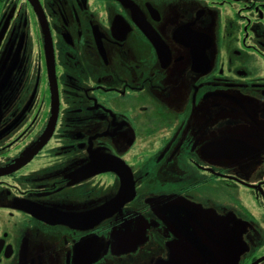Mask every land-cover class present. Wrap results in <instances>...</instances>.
<instances>
[{"label": "flooded vegetation", "instance_id": "af4514ba", "mask_svg": "<svg viewBox=\"0 0 264 264\" xmlns=\"http://www.w3.org/2000/svg\"><path fill=\"white\" fill-rule=\"evenodd\" d=\"M0 4V264H236L264 241V0ZM240 189L259 215L229 210Z\"/></svg>", "mask_w": 264, "mask_h": 264}, {"label": "rangeland", "instance_id": "374dc122", "mask_svg": "<svg viewBox=\"0 0 264 264\" xmlns=\"http://www.w3.org/2000/svg\"><path fill=\"white\" fill-rule=\"evenodd\" d=\"M0 2H1V0H0ZM1 11H2V5L0 4V12ZM144 146H145L144 143H141V147L143 148ZM160 151L161 150L157 151L155 155H157ZM145 166L146 165L143 163L142 166H140V167L137 166L136 170L137 169L142 170ZM231 167L232 166H227V169H226L227 173H230L229 169H231ZM209 191L213 192L214 190L210 188ZM229 193H231V195L233 197V201H235L236 204H234V203L230 204V205H228V208L232 212H235V213L237 212V215L241 214L243 217H245L247 214L248 215L252 214L253 216H257V215H259L258 212L263 211L260 206L256 205V202L254 201V199L252 198L250 193H248L247 191H244V189H240L239 191L236 192L235 195L233 194L234 193L233 191L232 192L229 191ZM196 201H197V199L194 198V202H196ZM222 201H223V193H222ZM240 205L243 206L245 209L244 208L240 209V207H238ZM235 207L238 208L237 211H235ZM157 228H154L153 230H157ZM144 229H145V227L140 228L136 232L141 233L140 231H144ZM153 230H150V232L151 233L157 232V231H153ZM142 233H144V232H142ZM251 240H252L251 243L245 239H239L238 238L236 240V242H235L236 264H240V263H242L243 260L247 259L249 257V253L251 250H255L256 248L261 250L263 248L264 241L262 239L251 238ZM146 246H151V245L146 244ZM153 246L154 245H152L151 247H153ZM234 260H235V258H234ZM226 264H229V262H227Z\"/></svg>", "mask_w": 264, "mask_h": 264}, {"label": "water", "instance_id": "95a60500", "mask_svg": "<svg viewBox=\"0 0 264 264\" xmlns=\"http://www.w3.org/2000/svg\"><path fill=\"white\" fill-rule=\"evenodd\" d=\"M233 143H236V147L235 149H233L232 145H230L229 141H223L221 142L220 148H221V157L223 158H229V159H245L247 158V152L248 150H255L251 147H249V145L240 142V141H232ZM223 155V156H222ZM125 176H127L124 181L122 182L123 185H130L132 184L130 176L128 171L125 172ZM124 193L125 195H129L131 197L132 192L130 190H128L127 188L124 189ZM121 201V199H120ZM116 202H117V198H115L114 200H111L110 202H108V204L103 207H101L102 209H105L106 206H113L114 208H116ZM100 208V209H101ZM46 210V209H44Z\"/></svg>", "mask_w": 264, "mask_h": 264}]
</instances>
